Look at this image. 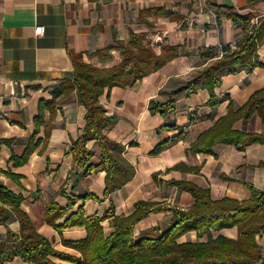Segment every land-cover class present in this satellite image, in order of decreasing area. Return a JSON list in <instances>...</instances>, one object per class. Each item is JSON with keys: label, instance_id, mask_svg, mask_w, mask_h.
<instances>
[{"label": "crops", "instance_id": "0c3cea01", "mask_svg": "<svg viewBox=\"0 0 264 264\" xmlns=\"http://www.w3.org/2000/svg\"><path fill=\"white\" fill-rule=\"evenodd\" d=\"M226 7L240 16L249 15L250 23L254 20L256 26L264 23V0H0V138L13 140L0 148V182L22 195L21 208L55 250L73 258L80 256L66 242L85 238V227H58L79 207L86 216L102 217L110 209L114 215L127 216L139 200L153 202L154 207L192 206L194 197L172 181L208 188L213 200H248L250 187L264 191V144L253 143L238 150L220 142L210 153L189 150L202 132L228 112L230 103L237 109L255 91L264 88V66L220 71L214 105L209 103L208 90L197 84L191 92L184 89L177 93L167 119L150 111L151 100L165 102L170 92L195 77L196 69L205 65L208 57L220 56L223 46L233 45L242 37V25L234 24ZM36 26L44 27L43 35L34 34ZM130 31L146 33L157 53L162 45H171L178 47V55L132 86L112 87L108 95L105 89L99 97L106 114L117 117L103 133L124 147L122 155L134 169L128 182L104 195L105 172L92 171L76 181L73 157L66 154L85 125L86 109L76 92L58 104L52 115L46 110L44 123L39 127L35 117L39 102L50 100L53 91L72 78L74 59L112 66L121 59L118 51L113 50L112 59L104 64L98 63L95 52L117 40L128 42ZM256 56L264 64V43L256 48ZM166 123L177 127L166 128ZM46 127L51 129L44 142ZM232 127L264 134V125L257 115L240 118ZM180 131L179 139L152 153L157 144ZM28 146L34 148L28 160L13 166L12 155L21 156ZM86 147L95 152L93 159L98 161L100 149L95 140ZM50 200L66 209V214L54 221L55 226L46 219ZM171 216L169 210L150 212L135 225L134 235L139 237L152 228L162 233L170 226ZM111 218L100 221L107 233L112 231ZM8 224L12 231L19 228L14 219ZM219 235L237 239L238 229L233 226L210 230L201 237L196 231H189L179 241H207ZM0 237L4 238L1 226ZM257 241L262 247L263 264L264 235ZM51 260L76 264L55 256ZM3 264L31 263L14 257Z\"/></svg>", "mask_w": 264, "mask_h": 264}, {"label": "trees", "instance_id": "16d2710c", "mask_svg": "<svg viewBox=\"0 0 264 264\" xmlns=\"http://www.w3.org/2000/svg\"><path fill=\"white\" fill-rule=\"evenodd\" d=\"M221 8V7H220ZM228 16L236 26L242 25L243 35L233 46L221 48L218 57H208L210 60L196 69L195 77L184 87L170 92L163 103L150 101V111L159 112L166 119L173 109L177 93L186 89L194 90L199 84L208 90L209 103H216L214 89L219 86V73L222 70L234 72L237 66H264L258 61L256 48L264 43V23L256 26L250 23L249 15L240 16L225 8ZM145 13V12H144ZM217 20L219 10L216 12ZM148 27L152 23L145 22ZM178 47L162 45L157 53L149 42L146 33L130 31L128 42L117 40L113 45L95 52L98 63L104 64L113 57L112 51H118L120 61L109 67L84 62L81 58L73 61L74 70L71 79L64 81L50 100L39 102L36 126L44 123V112L52 115L58 104L64 102L72 92L85 109V125L80 136L72 141L66 154L73 157V171L76 181L81 180L92 171L105 172V192L107 195L128 182L134 173L133 167L124 159V147L109 140L103 130L116 122L115 115H107L99 104V97L107 89V95L112 87H129L143 77L158 71L167 62L175 58ZM257 115L264 125V88L255 91L249 99L237 109L230 103L228 112L219 118L210 128L202 132L189 146L195 152L210 153L216 143L234 145L243 150L253 143L264 144V134L245 132L233 129V123L240 118H250ZM166 128H176L174 123H166ZM51 127H46L45 139L49 136ZM181 131L166 140L161 141L152 150L158 153L173 141L181 137ZM95 140L100 149L98 161H94L95 152L86 144ZM12 139L0 138L2 145H10ZM30 142V140H29ZM33 146H28L21 156L12 155L13 166L24 164L33 152ZM7 175L16 177L9 171ZM180 189L188 191L195 199L187 209L177 207H157L155 203L139 200L134 203V211L127 216L114 215L113 210L102 217L86 216L81 207L70 213L62 223V228L82 227L86 229L85 238L76 242H66V245L80 252L78 258H73L64 252L53 248L51 242L39 233L28 214L21 208L23 197L6 188L0 182V226L4 229V238L0 237V264L20 257L31 264H61L51 260L52 256L65 260H73L76 264H262L263 252L257 238L264 235V191L250 187L251 197L248 200H236L224 197L213 200L208 188L181 181H172ZM91 198H96L91 195ZM169 210L172 221L162 233L152 228L141 234L134 235L135 225L150 212ZM66 209L50 200L46 206V219L54 225V221L63 217ZM112 217V231H104L100 221ZM18 222L17 231L9 228V220ZM55 226V225H54ZM236 226L237 239L219 235L207 241L181 242L179 238L189 231H196L198 237L210 230L219 231L222 228ZM57 227V226H56Z\"/></svg>", "mask_w": 264, "mask_h": 264}, {"label": "built area", "instance_id": "2783aa9c", "mask_svg": "<svg viewBox=\"0 0 264 264\" xmlns=\"http://www.w3.org/2000/svg\"><path fill=\"white\" fill-rule=\"evenodd\" d=\"M251 24H254V20L251 21ZM44 33V27L43 26H36L34 28V34L35 35H43ZM233 46V45H232ZM234 47V46H233Z\"/></svg>", "mask_w": 264, "mask_h": 264}, {"label": "rangeland", "instance_id": "374dc122", "mask_svg": "<svg viewBox=\"0 0 264 264\" xmlns=\"http://www.w3.org/2000/svg\"><path fill=\"white\" fill-rule=\"evenodd\" d=\"M263 264H264V261H263Z\"/></svg>", "mask_w": 264, "mask_h": 264}]
</instances>
